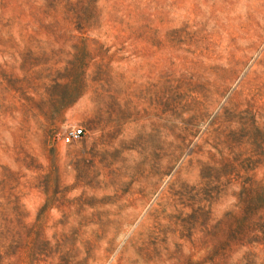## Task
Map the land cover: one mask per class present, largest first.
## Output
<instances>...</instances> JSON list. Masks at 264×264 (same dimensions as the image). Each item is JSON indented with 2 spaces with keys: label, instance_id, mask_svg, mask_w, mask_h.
Returning <instances> with one entry per match:
<instances>
[{
  "label": "rangeland",
  "instance_id": "obj_1",
  "mask_svg": "<svg viewBox=\"0 0 264 264\" xmlns=\"http://www.w3.org/2000/svg\"><path fill=\"white\" fill-rule=\"evenodd\" d=\"M0 264H264V0H0Z\"/></svg>",
  "mask_w": 264,
  "mask_h": 264
},
{
  "label": "built area",
  "instance_id": "obj_2",
  "mask_svg": "<svg viewBox=\"0 0 264 264\" xmlns=\"http://www.w3.org/2000/svg\"><path fill=\"white\" fill-rule=\"evenodd\" d=\"M84 135V130L81 127H73L68 132V137L71 139H78Z\"/></svg>",
  "mask_w": 264,
  "mask_h": 264
}]
</instances>
